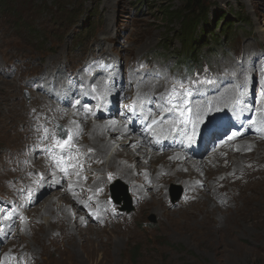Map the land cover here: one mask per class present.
<instances>
[{
	"label": "rangeland",
	"instance_id": "1",
	"mask_svg": "<svg viewBox=\"0 0 264 264\" xmlns=\"http://www.w3.org/2000/svg\"><path fill=\"white\" fill-rule=\"evenodd\" d=\"M201 1L203 12L197 10L194 14L186 8V0H0V223L8 215L13 222L2 228L7 235L0 241V264H264V182L254 175L244 177L249 174L245 170L264 169L263 151L245 148L251 158L233 159L238 144L225 146L221 151L222 163L231 166L237 161L242 165L239 171L234 167H228L229 173L222 170L230 182L233 180L230 186L222 188V184L206 181L207 166L213 163L206 160L207 166L186 170L189 176L197 178L196 195L190 196L183 182H170L165 203L154 200L152 208L151 203H143L145 197L137 195L134 189L138 187L137 180H124L96 168V149L89 142L92 137L78 133L82 161L77 163L74 177L57 185L61 176L55 174L45 178L43 187L36 183L42 172L51 173L52 169L40 161L46 155H41L33 142L37 148L42 134L49 136L44 130L55 129L54 121L73 130L76 122L62 117L71 116L70 112L80 113L87 122L92 119L87 117L90 104L83 99L88 89L78 87L72 93H61L60 96L68 97L69 104L68 108L62 106L63 111L57 110L54 107L57 98L34 85L41 77L49 78L44 82L57 83L58 79L71 78L78 69L80 76L72 79L78 83L101 68V62L113 63L118 74L108 72L109 78L127 76L129 85L125 84L123 91L133 94L134 104L135 99L148 102L151 110L165 107L162 100L168 103L174 89L177 103L184 91L190 90L188 101L193 102L199 95L197 104L201 105L202 123L197 126L195 138L243 90L238 76L243 81L245 75L249 76L248 86L256 93L260 91L258 81L264 76V0ZM189 53L200 57L193 67L185 63ZM85 60L94 61L93 67H83ZM148 66L164 75L161 79L166 85H160L163 87L160 93L138 86V80H148L137 76ZM229 76L234 82L232 95L227 99L231 103L218 101L221 92H215L213 86L220 77L230 79ZM203 80L214 83H199ZM123 84L116 82L113 86ZM204 88L207 94L201 97ZM40 94L50 102L41 100ZM157 94L159 98L154 96ZM77 100L81 106L74 110ZM214 100L216 104L212 106ZM164 113L168 119H181L179 111ZM113 120L123 121L118 115ZM169 121L171 131L175 121ZM32 128L34 135L30 133ZM53 136L63 140L54 132ZM257 138L246 134L237 142ZM212 149L206 148L197 156L183 155L188 159L204 157ZM259 163L262 167L257 166ZM84 166L89 171L81 172ZM117 180L120 183L114 185ZM104 182L110 183L106 191ZM65 188L67 195L63 193ZM29 189L36 200L27 206L23 192ZM54 193L62 195L70 205L75 202L80 205L74 212L81 214L84 231L54 230V234L46 237L37 233L39 226L48 228L58 223L59 213L53 209L44 212ZM174 194L180 197L176 202L172 200ZM13 201L16 204L12 207ZM102 203L107 206L104 213L106 209L112 211L106 216L100 215ZM157 206L169 210L173 217L163 220ZM128 207L133 210L127 211ZM120 213L134 225V231L121 227L100 230L110 221H128L119 220ZM91 226L95 229L88 230Z\"/></svg>",
	"mask_w": 264,
	"mask_h": 264
},
{
	"label": "bare ground",
	"instance_id": "2",
	"mask_svg": "<svg viewBox=\"0 0 264 264\" xmlns=\"http://www.w3.org/2000/svg\"><path fill=\"white\" fill-rule=\"evenodd\" d=\"M247 47H249V46H247ZM251 55H252V53L249 55V57ZM261 61H263V60L261 59ZM247 68H248V66H247ZM247 68L245 70H247ZM239 71L241 72L242 70L239 69ZM117 74L118 73L116 70V76H117ZM133 75L135 78L136 74L133 73ZM138 77L140 79H144L147 76H145V77L138 76ZM69 78L70 77L67 76V78H65L64 81L69 79ZM238 78H239V82H244L243 79H241L239 76H238ZM47 79H49V78L41 77V79H39L37 81L38 83H36L34 85H38L39 87H41V85L39 83L41 81H46ZM120 79H121L120 76L115 78V80L117 81V85L121 84ZM147 79L148 80L146 82H141L140 80H138V86H140V88L150 89L153 91L159 90L157 92L160 93L163 90L162 88L166 85L165 82L163 81V79L162 80H152L149 78H147ZM225 79H229V78L225 77ZM230 79H231V77H230ZM125 81H127V76H125ZM135 81H136V79H135ZM125 84L127 85V83H125ZM160 85H163V87ZM233 86H234V84L223 89L221 91L220 96L217 97L218 101L221 100L223 102L227 101V102L231 103V101L227 100V99L229 97H231V95H232V92L230 89L233 88ZM250 89H252L251 85L248 86V90H250ZM166 93H169V92H166ZM203 94L206 95V92H203ZM154 96L159 98V94L154 95ZM236 96L237 95H235V97ZM42 98H44V99H42ZM40 99L43 100L44 102H48V101L50 102L49 98H47L41 94H40ZM234 100H235V98H234ZM197 101H198L197 98H194L193 102L192 101L189 102L188 105H186V106L189 108H193L195 110L196 105H197ZM162 102H163L165 107L169 108L172 106L171 104L166 102V99H163ZM212 103L216 104L215 100ZM221 105H223V103ZM62 106L63 105H60L58 103H56V105L54 104V107L57 108V110H62L64 108ZM165 107H163V108H165ZM200 107H201V105H200ZM157 110H162V108L157 109ZM68 111H70V110H68ZM41 112L45 113V111H41ZM55 113H57V112H55ZM70 113H71V116L68 114L69 115L68 117H66V116H62V117L64 119L68 120L70 123L76 122L74 124V128H73V130L75 129L76 132H73V133L76 135H78V133H80V134L84 133L87 136L89 135L92 137L89 142H90V146L93 145V148L96 149V151L94 153V159L97 158L96 159L97 160L96 168L99 169L100 171L106 170L110 174H114L120 178H124V180L125 179L132 180V181L137 180L138 187L134 188L135 191L138 193L137 195L140 194V196L145 197L143 203L144 204L151 203L152 208L155 206L154 200H157V201L159 200L158 202L161 201L162 203H165V198H167V196H168L169 183L174 182V181L177 182V180L183 182L186 185V187L188 188L187 190H189L188 194L193 197L195 194L194 189H195V185L197 183V178H192L191 176H189L186 173V170L191 169L193 167L207 166L206 160L207 161H209V160L213 161L212 164H209L207 166L206 171L209 172V175L207 176L206 181L209 184L212 183L213 181H215L219 184H222V188L228 186L233 180L230 182L231 179L229 178L228 175L223 174L222 170L225 169L227 171V173H229L230 169L228 167H234L235 170L239 171L240 167H242V165L240 162H237V161L234 162L231 166L228 165L227 163H225V164L222 163L223 157H221V151H222V149L225 148V146L238 144L237 146L239 148L234 153L235 155L233 156V159L243 160V159L251 158L250 154L245 153V151H244L245 148H252L254 150V152H256V151H263L264 152V141H260L261 138L264 139V132L260 135H256V134L252 135L251 133H254V130L250 129L249 134L252 136L258 137L257 139L247 141L245 143H242L241 141L237 142V140H239L243 135H245L246 132H248V131H245L242 135L238 136L237 139L233 142H231V139H229V140L226 139L224 142L220 143L218 147H214V149L210 150L208 155H206L204 157L199 156V157H195L193 159H188V158H186V156H184L185 152H183L181 150L177 151L176 149H170V150L165 151V150L159 149L160 151H158L156 149L148 148L147 146H145V142L143 140H141L139 137H137L135 135V133L132 134L130 127L127 126V124H125L121 120L114 121L113 118H110V119L98 121L96 118L95 119L92 118V119H89V121L87 122V121H85V118L80 113H77L76 111L75 112L73 111ZM82 113H83V111H82ZM252 113H253V117H255L257 120L258 111H256V109H253ZM48 114H50V113H48ZM259 114L261 115V116H259L260 121L264 122V114L262 113V111H259ZM55 115L59 118L58 114H55ZM55 115H52V117H54ZM116 115H118V114H116ZM162 115H163V113H162ZM188 115L191 116L192 114L189 113ZM208 115H209V113H208ZM75 116L77 117V119ZM30 118H32L31 115H30ZM58 124H59V122H58ZM173 124H175V126H173ZM183 127H184L183 124H180L179 121H175L171 125V133L182 135L181 129ZM188 127L190 128L191 126L189 125ZM162 128L163 129L167 128V125L163 124ZM111 129H115V131L111 132ZM34 132L35 131L32 128V131H30V133L32 135H34ZM42 137H43V134H42ZM185 138L186 137H184V139ZM33 145H34V148L36 149L35 142H33ZM258 147H261V150H259ZM79 149H80V147H79V144L77 143V150H79ZM205 150L206 149H204L202 152H204ZM202 152L192 153L191 155L197 156L198 154H201ZM183 153H184V155H183ZM42 157H40V161L41 162L43 161L45 163V165L48 164L50 166V168L52 169V172L51 173L42 172V176L44 179L41 182V184H43L45 178H50L53 176L52 174L55 173L53 165L50 162H48V156L46 155V157L45 156L43 158ZM75 157L77 158L80 156L75 155ZM228 157H230V156H228ZM199 158H201V159H199ZM218 158L220 159L219 161H218ZM41 164L42 163H40V165ZM257 166L262 167L260 163ZM252 167H255V166H252ZM86 169H87V171H89L90 168H85V166H84L82 168L81 172L86 171ZM258 170H255V169L245 170V172L249 171V174L244 175V177L249 178V177L254 175V176H257L259 179H261L264 182V169L259 168ZM254 171H257V173ZM59 176L60 175H58L56 177H59ZM102 178H103V174H102L101 179L99 181H101ZM137 178H139V180ZM51 181H53L52 178L50 179L49 184H51L50 183ZM147 181H148L149 185H147ZM198 182H200V181H198ZM241 182H243V181H241ZM59 183H60V180L57 179L56 184L58 185ZM104 184L106 186V187L104 186L105 187L104 191H106L108 189V186L110 183L108 184V182H104ZM42 187H43V185H42ZM42 187L39 188L36 186L35 188L36 189L39 188V190H40ZM156 187H158V189H156ZM46 189H48V188H46ZM153 189H155L156 191L150 192ZM65 191L67 193H69L66 190V188L63 191L64 194H66ZM74 191L75 190H73V192ZM73 192L71 194L75 195V194H73ZM196 193H197V191H196ZM49 202L51 204L48 205L47 209L44 212L49 213L53 209L56 213H59L57 215L58 223L56 225H50L48 228H46L44 225L39 226V227H37V233L46 237L49 234H54V232H55L54 230H59V232L62 231L64 233H67L68 231H77V230L78 231H84L85 223L81 219V214L77 213L76 211L74 212V208L80 206V205H78V203L75 202L74 204L70 205V203L68 204L67 201L62 197V195H59L57 193H54L52 195ZM85 202H86V200H85ZM96 205H98V202L96 203ZM106 207L107 206L105 204H103V203L100 204V206H99L100 215L102 214V215L106 216V214L111 211V210L106 209V211L104 213L103 209ZM157 209L159 210V211L157 210L159 213V216H161V218L163 220L167 221V219H171L170 217L173 214H171L169 212V210L168 211L166 209L162 210V208L160 209V207H158V206H157ZM39 212H41V211H39ZM119 215H118L119 217H117V218L121 217L119 220H121V219L122 220H128V218H126V216H124L123 214L120 213ZM115 217H116V215H115ZM127 217H128V215H127ZM101 218L102 217H100V219ZM117 218H115V219H117ZM93 219L94 218L92 217V220ZM108 219L111 220L110 218H108ZM79 220H80V222H79ZM7 223L8 222L3 223L2 228H4V225H6ZM94 227L95 226H91L88 228V230H90V229L93 230V229H95ZM120 227L123 230L134 231V225L132 223H130L129 220L124 222V223H115V222H111V221L107 222L106 224L102 225L100 230L106 231L108 228L115 229V228H120ZM163 228H164V226H163ZM0 239H1V237H0ZM52 245H54V244H52Z\"/></svg>",
	"mask_w": 264,
	"mask_h": 264
},
{
	"label": "snow or ice",
	"instance_id": "3",
	"mask_svg": "<svg viewBox=\"0 0 264 264\" xmlns=\"http://www.w3.org/2000/svg\"><path fill=\"white\" fill-rule=\"evenodd\" d=\"M250 77L245 75V79L243 82V91L239 92V97H244L245 95H247L248 92V81H249ZM199 83L201 84H213L214 81L212 80H203L200 81ZM259 85H260V91H259V97L260 99H264V76H262L260 78V80L258 81ZM93 92L96 91L95 88L92 89ZM192 93L190 90H185L183 95L179 97V102H174L176 99V90H173V94L172 96L169 97L168 99V103L171 104L172 106L169 108H163L162 110L165 111H169V112H175V111H179L180 114V124H183L184 127L181 129V134L186 137L187 141L189 144L195 143V137H196V129L197 126L202 123V117L199 111L200 105H196L195 110L193 108H189V107H185L186 105H188L189 101H188V97L191 96ZM98 100H102L105 101V94L101 93L98 94L96 97ZM77 104L80 103L79 100L76 101ZM236 103H242L241 99H238L236 101ZM101 105L97 104V108H99ZM89 112H91L92 110L89 108L87 109ZM248 110H252V109H248ZM256 111H261L260 109H256ZM191 113L192 115L189 116L188 114ZM152 123H156L155 120L152 121ZM252 123L254 124L255 121H252ZM191 126L190 128L188 126ZM173 126H175V124H173ZM45 133L47 134V129L44 130ZM170 134V133H169ZM239 133L238 132H233L232 136L229 137V139H233L234 137L238 136ZM45 138L47 139V135L45 136ZM54 138V137H53ZM71 141V136L68 137L67 140H60V139H55L54 138V144L53 147L58 148V149H67V153L66 155H60V156H54L53 159L55 160V167L60 168L61 172H64L65 175H67V168L64 167V165L67 163V161H70L72 159H74V157L71 155V148H72V144L70 143ZM155 143H159V141H155ZM49 151L51 149H48ZM91 151V150H89ZM68 167H75V165H68ZM53 176H55V173L52 174ZM77 175H79V173H77ZM43 176L40 177V180L37 181L36 183L40 186H42L41 182L43 181ZM109 179H111V176L109 177ZM33 195V190L29 189L28 191V196L29 199H31Z\"/></svg>",
	"mask_w": 264,
	"mask_h": 264
},
{
	"label": "trees",
	"instance_id": "4",
	"mask_svg": "<svg viewBox=\"0 0 264 264\" xmlns=\"http://www.w3.org/2000/svg\"><path fill=\"white\" fill-rule=\"evenodd\" d=\"M186 8H190L194 14L197 12V10H200V12H203V4L201 0H186ZM173 13V12H170ZM167 17H169L168 14H166ZM197 17V16H196ZM188 29V28H187ZM190 29V28H189ZM187 60L185 61L186 64H191L193 67L194 63L199 62L200 57L195 55L194 53H189Z\"/></svg>",
	"mask_w": 264,
	"mask_h": 264
},
{
	"label": "water",
	"instance_id": "5",
	"mask_svg": "<svg viewBox=\"0 0 264 264\" xmlns=\"http://www.w3.org/2000/svg\"><path fill=\"white\" fill-rule=\"evenodd\" d=\"M118 183H120V181L119 180H117L116 182H115V184L114 185H116V184H118ZM115 198H117L118 200H119V195L118 194H115ZM180 197H179V195H176L175 196V194L172 196V200H173V202H176L178 199H179ZM128 209V211H132L133 210V208H127Z\"/></svg>",
	"mask_w": 264,
	"mask_h": 264
}]
</instances>
